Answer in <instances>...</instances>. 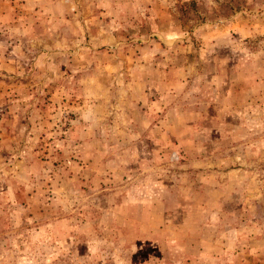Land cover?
<instances>
[{
  "label": "rangeland",
  "instance_id": "obj_1",
  "mask_svg": "<svg viewBox=\"0 0 264 264\" xmlns=\"http://www.w3.org/2000/svg\"><path fill=\"white\" fill-rule=\"evenodd\" d=\"M0 264H264V0H0Z\"/></svg>",
  "mask_w": 264,
  "mask_h": 264
}]
</instances>
